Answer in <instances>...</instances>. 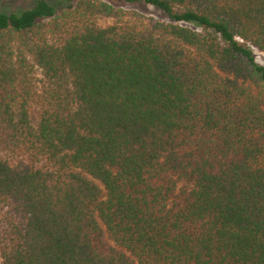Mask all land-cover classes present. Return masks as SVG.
I'll use <instances>...</instances> for the list:
<instances>
[{"label":"trees","instance_id":"obj_1","mask_svg":"<svg viewBox=\"0 0 264 264\" xmlns=\"http://www.w3.org/2000/svg\"><path fill=\"white\" fill-rule=\"evenodd\" d=\"M65 1L0 11V264H264V0Z\"/></svg>","mask_w":264,"mask_h":264},{"label":"rangeland","instance_id":"obj_2","mask_svg":"<svg viewBox=\"0 0 264 264\" xmlns=\"http://www.w3.org/2000/svg\"><path fill=\"white\" fill-rule=\"evenodd\" d=\"M34 0H10L7 3L3 4L2 7L0 8V11L4 12H18L20 10H24L26 8H29L31 3ZM47 2L50 6L55 8L56 14H59L67 5L65 0H44ZM73 3L75 0H71ZM105 3H108L116 8L122 9L124 11H135L138 12L142 15H144L147 18H153L155 20L159 21H167V18L163 13L160 11L156 10L155 8L145 5L143 3H135V4H127L118 0H101ZM20 13V12H18ZM112 20L110 19H105V18H100L99 19V24L104 26L111 24ZM255 62L258 65H261L264 67V54L259 52L256 48L251 47ZM3 153L0 152V156H2Z\"/></svg>","mask_w":264,"mask_h":264}]
</instances>
